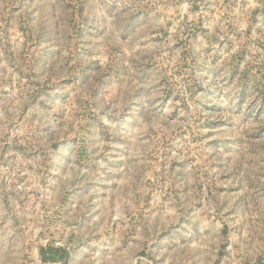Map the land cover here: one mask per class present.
<instances>
[{"label":"rangeland","instance_id":"rangeland-1","mask_svg":"<svg viewBox=\"0 0 264 264\" xmlns=\"http://www.w3.org/2000/svg\"><path fill=\"white\" fill-rule=\"evenodd\" d=\"M0 264H264V0H0Z\"/></svg>","mask_w":264,"mask_h":264}]
</instances>
